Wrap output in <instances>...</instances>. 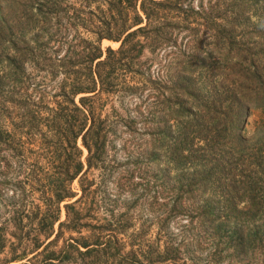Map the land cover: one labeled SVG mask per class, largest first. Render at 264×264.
<instances>
[{"label":"trees","instance_id":"obj_1","mask_svg":"<svg viewBox=\"0 0 264 264\" xmlns=\"http://www.w3.org/2000/svg\"><path fill=\"white\" fill-rule=\"evenodd\" d=\"M8 187L0 264H264V0H0Z\"/></svg>","mask_w":264,"mask_h":264},{"label":"rangeland","instance_id":"obj_2","mask_svg":"<svg viewBox=\"0 0 264 264\" xmlns=\"http://www.w3.org/2000/svg\"><path fill=\"white\" fill-rule=\"evenodd\" d=\"M103 7H105V6H103ZM101 44L102 45H107V44H110L111 46H117V42H110V43H108L106 40H102L101 41ZM60 79H61V76H58L54 81H52L51 82V84H49V85H47L46 87H45V90L46 91H48V96L46 97V99L47 100H49V102H48V104H49V106L50 105H53V103H52V98L49 96L50 94H52L53 92H55V91H57L58 90V87H59V81H60ZM102 100H106V98H105V96H102ZM116 104V101L115 100H111V101H109L108 103H107V105H106V109H107V107L109 106V105H115ZM15 112H17V109L15 108L14 109V113ZM261 114V112H260V110H252V111H250V113H249V116H248V125H247V127H249L250 125H251V123H252V121H253V119H255V118H257L259 115ZM13 117H16L15 115H13ZM14 120H16L15 118H14ZM10 124H8V128L10 129ZM16 137H19V138H21L22 140L24 139L25 141H27L26 140V138H25V136L24 135H20V136H18V135H16ZM39 140H41L38 136H35V140H34V144H36V143H38L39 142ZM29 146H31V144L29 145ZM115 147H119V142L118 141H116V143H115ZM36 149V147L33 149V150H35ZM27 156H29L28 158H27V161H30L31 159H33V158H35V156H33V155H30V154H27ZM117 156L119 157V159H120V161L122 160V156L119 154V153H117ZM117 157V158H118ZM41 161V158H39L38 159V162H40ZM11 175L13 176V175H15V173L14 172H12L11 173ZM12 180H14V179H12ZM11 188V187H10ZM9 187H8V189H6V191L3 193V195L2 196H0V198H1V203H4V202H11L13 199L10 197V195L12 194V188L10 189ZM16 192H18V190H16ZM36 197H37V195L34 193V195H32V199H34V202H38L39 204H40V201L38 200V199H36ZM122 200H124V198H121V201ZM6 216V213H4V210L2 209V208H0V227L1 226H4V228H5V230L6 231H11L13 228H12V225L10 224V221H9V219H6L7 217H5ZM28 218L27 217H25V216H23L22 217V223L25 225V227H24V230H27V229H31L32 228V226H34V221L31 223V225H28ZM35 229V228H34ZM151 230L153 231L154 229L153 228H151ZM30 232H32V231H30ZM8 236V235H7ZM9 237V236H8ZM10 239H12L11 237H10ZM6 249H7V247H6ZM125 250H126V248H125ZM30 255H27L25 258H27V257H29ZM25 258H23V259H21V260H19L18 262L20 263V264H22V262H26L27 261V264H38L37 262L39 261H37V262H35L36 260L35 259H28V260H25ZM39 259V258H38ZM16 262H8V263H6V264H15Z\"/></svg>","mask_w":264,"mask_h":264}]
</instances>
